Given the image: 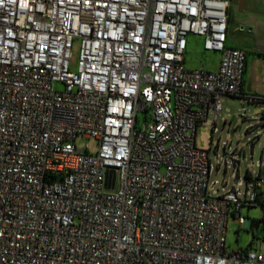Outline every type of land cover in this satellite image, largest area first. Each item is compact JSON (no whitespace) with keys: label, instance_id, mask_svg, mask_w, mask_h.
<instances>
[{"label":"built area","instance_id":"1","mask_svg":"<svg viewBox=\"0 0 264 264\" xmlns=\"http://www.w3.org/2000/svg\"><path fill=\"white\" fill-rule=\"evenodd\" d=\"M229 6L0 0V264H264L259 240L226 246L231 216L264 214L263 179L247 171L242 195L235 173L211 196L210 148L195 144L222 96L261 105L264 126V95L243 90L246 53L225 45ZM189 34L219 53L216 70L184 68Z\"/></svg>","mask_w":264,"mask_h":264},{"label":"rangeland","instance_id":"2","mask_svg":"<svg viewBox=\"0 0 264 264\" xmlns=\"http://www.w3.org/2000/svg\"><path fill=\"white\" fill-rule=\"evenodd\" d=\"M235 1L231 7L230 25L232 28L241 21L239 16L241 14L240 6L242 0ZM245 13L249 14L253 21L257 23L254 31L250 32V34L264 41V0H247ZM239 32L242 31L239 30ZM239 36L241 35L238 32H231L230 42L239 43ZM247 36H245V40H248ZM238 45L241 48H246L244 43H239ZM79 49V40H74L69 63V69L72 72L76 71L77 68ZM55 89L62 90L63 84L56 83ZM260 107L261 105L258 104H245L235 97L222 96L217 118L215 119L214 112H210L206 121L198 125L195 136L196 146L201 149L210 148L208 158L213 170L209 175L208 186L212 188L210 189L211 196L214 195L213 191L216 192V195L222 192L223 181H227L224 191L231 190L238 181L234 178L235 173H238L242 181L240 191L243 195L247 182V171L253 177L258 173L260 174V178L263 179L260 191L264 193V166L260 169L257 167V163L264 160V136H259V134L264 133V126H258L256 120H254V118L258 117ZM249 117H252V119H249ZM248 127L252 128L246 131ZM74 144L78 149H83L87 145L90 154L97 152L98 143L94 139H85L82 135H78ZM224 144H230L231 150L237 149V152L240 151L241 154L237 153L240 159L237 170L234 169L227 146L225 149ZM222 159H226L227 163L230 164L226 170L224 165H221L219 169L216 168V161H221ZM260 214L259 207H243L241 216L245 219L244 224L238 225L233 216L228 219L226 232L228 250L232 251L239 248H247L248 246L254 248V245L250 243L253 241V236H255L260 238V245L264 252V229L261 226L253 227L250 225L251 222L259 220Z\"/></svg>","mask_w":264,"mask_h":264},{"label":"crops","instance_id":"3","mask_svg":"<svg viewBox=\"0 0 264 264\" xmlns=\"http://www.w3.org/2000/svg\"><path fill=\"white\" fill-rule=\"evenodd\" d=\"M234 1L235 0H230L225 45L230 48L243 50L246 53L243 90L248 93L264 95V41L250 34V32L254 31L257 23L253 21L249 14L245 13L247 0H242L241 2L240 23L234 28L231 27V7L232 4L236 2ZM240 27H244V31L239 32ZM233 31L241 35L239 36V43H244L245 49L239 47V43L230 42L231 32ZM245 36H247L248 40H245ZM202 41V38L198 36L190 34L186 36V51L183 61L185 69L192 70L202 68L205 71H214L217 69L220 59L219 53L204 50L202 48Z\"/></svg>","mask_w":264,"mask_h":264},{"label":"trees","instance_id":"4","mask_svg":"<svg viewBox=\"0 0 264 264\" xmlns=\"http://www.w3.org/2000/svg\"><path fill=\"white\" fill-rule=\"evenodd\" d=\"M250 225L253 227H260L261 226L264 229V214L259 218V220L251 222ZM253 240H259L260 241V238L253 236ZM252 243H253V241L250 244H252ZM248 247H251V246H248Z\"/></svg>","mask_w":264,"mask_h":264}]
</instances>
